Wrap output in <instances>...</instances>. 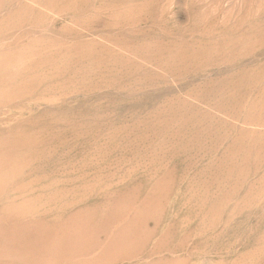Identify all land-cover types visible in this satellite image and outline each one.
I'll list each match as a JSON object with an SVG mask.
<instances>
[{
	"label": "rangeland",
	"instance_id": "obj_1",
	"mask_svg": "<svg viewBox=\"0 0 264 264\" xmlns=\"http://www.w3.org/2000/svg\"><path fill=\"white\" fill-rule=\"evenodd\" d=\"M0 264H264V0H0Z\"/></svg>",
	"mask_w": 264,
	"mask_h": 264
}]
</instances>
